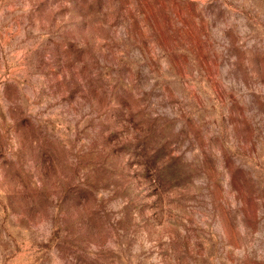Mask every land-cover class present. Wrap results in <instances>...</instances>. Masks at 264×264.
Wrapping results in <instances>:
<instances>
[{
  "label": "rangeland",
  "instance_id": "rangeland-1",
  "mask_svg": "<svg viewBox=\"0 0 264 264\" xmlns=\"http://www.w3.org/2000/svg\"><path fill=\"white\" fill-rule=\"evenodd\" d=\"M0 264H264V0H0Z\"/></svg>",
  "mask_w": 264,
  "mask_h": 264
}]
</instances>
